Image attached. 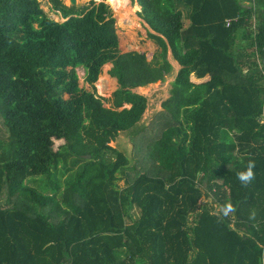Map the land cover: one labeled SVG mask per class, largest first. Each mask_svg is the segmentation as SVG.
<instances>
[{"label":"trees","instance_id":"1","mask_svg":"<svg viewBox=\"0 0 264 264\" xmlns=\"http://www.w3.org/2000/svg\"><path fill=\"white\" fill-rule=\"evenodd\" d=\"M49 1L63 21L38 0H0V264H261L264 0H132L158 47L149 60L118 50L104 1L80 13ZM108 1L118 17L128 3ZM168 48L169 115L144 147L151 166L120 187L129 159L109 143L138 133L146 98L132 89L163 79ZM106 62L110 107L94 85L105 94Z\"/></svg>","mask_w":264,"mask_h":264},{"label":"rangeland","instance_id":"2","mask_svg":"<svg viewBox=\"0 0 264 264\" xmlns=\"http://www.w3.org/2000/svg\"><path fill=\"white\" fill-rule=\"evenodd\" d=\"M40 2V6L43 11L53 20L57 22L63 21L60 13L55 11L52 8V3L49 0H38ZM62 4L67 6L70 5L69 0H60ZM100 1H104L111 9L112 16L115 19V30L118 36V50L120 52H126L130 50H136L139 52H143L145 59L149 60L152 58V55L157 52L158 47L154 43V41L147 35V32H153L152 29L148 27V25L138 17L137 12L139 11V7L132 2V0H128L127 5L120 11V16L115 14L113 11L111 4L108 0H77V2L73 5L75 6L76 11L78 13L82 12L83 7H90L92 2L98 3ZM115 2L117 5H120L119 0H111ZM135 5L136 9L134 10V16L130 20V26L125 24L124 17L130 12L131 6ZM177 9L183 11L184 16L182 17L183 26L188 27L190 25V10L189 8L184 5L183 3L176 4ZM253 19V18H252ZM136 22V25H135ZM251 27L255 29L256 23L251 24ZM167 59L171 62L172 68L164 73L163 79L153 81L151 83L144 84L142 86L136 87V91L143 95L146 98V105L145 109L143 110V114L138 121V133L133 134L132 129L119 132L116 138L110 141V145L119 149L125 153L128 157L129 161L124 168L122 174H119L121 177L118 181V185L120 187L125 186V181L127 179L133 178L137 173L146 170V168L151 166V161L148 157L145 156L143 152H145L144 147H146L147 142L154 137V134L157 132V129H160L162 124L158 125V122L164 120L166 116L169 114L166 113L163 103L165 100L170 96V89L172 87V81L174 80L176 73L180 67V64L173 58L170 48L167 50ZM154 60H161L160 56H154ZM111 67V62H106L101 67V75L105 76L101 78V90L104 95H102L97 87V82L94 83L95 85V93L96 95L104 98V106L110 107L111 105V93L118 87L117 83L115 82V87L108 92L109 87L111 86V78L109 77V73L107 72L108 69ZM79 78V86L83 87L87 90H92L90 85L83 81L84 77V70L83 67L78 66L76 68ZM98 77V79H99ZM97 79V80H98ZM115 79V78H114ZM191 81L196 83L202 82L206 80L205 78H197L194 73L190 75ZM128 106V105H124ZM0 125L3 126L2 119L0 117ZM54 147H56L59 143L63 142V139L55 138L54 139ZM66 176H62V180L65 179ZM44 181V180H43ZM40 176L31 177L27 183L31 186L38 187L39 182H41L40 190L47 192L49 191L42 186ZM206 197H202L199 200L203 202L206 200Z\"/></svg>","mask_w":264,"mask_h":264},{"label":"clouds","instance_id":"3","mask_svg":"<svg viewBox=\"0 0 264 264\" xmlns=\"http://www.w3.org/2000/svg\"><path fill=\"white\" fill-rule=\"evenodd\" d=\"M254 168L255 161L249 160L246 168L243 171L237 172L236 178L242 186L247 187L255 179Z\"/></svg>","mask_w":264,"mask_h":264},{"label":"bare ground","instance_id":"4","mask_svg":"<svg viewBox=\"0 0 264 264\" xmlns=\"http://www.w3.org/2000/svg\"><path fill=\"white\" fill-rule=\"evenodd\" d=\"M135 9H136L135 5H132L130 12H128V14L124 17V19L126 20L125 24H127L128 26H130V20L134 16L133 12Z\"/></svg>","mask_w":264,"mask_h":264},{"label":"built area","instance_id":"5","mask_svg":"<svg viewBox=\"0 0 264 264\" xmlns=\"http://www.w3.org/2000/svg\"><path fill=\"white\" fill-rule=\"evenodd\" d=\"M230 20H231L230 18H227L226 23L228 24ZM262 247L263 249H262V256H261V264H264V242L262 243Z\"/></svg>","mask_w":264,"mask_h":264},{"label":"water","instance_id":"6","mask_svg":"<svg viewBox=\"0 0 264 264\" xmlns=\"http://www.w3.org/2000/svg\"><path fill=\"white\" fill-rule=\"evenodd\" d=\"M69 2H70V5H69V6H71V5H74V4L77 2V0H69ZM176 61H177V60H176ZM177 62H178V61H177ZM115 79H116V78H115ZM135 89H136V88H133L132 91L138 93ZM88 155H89V154H87V156H88Z\"/></svg>","mask_w":264,"mask_h":264},{"label":"crops","instance_id":"7","mask_svg":"<svg viewBox=\"0 0 264 264\" xmlns=\"http://www.w3.org/2000/svg\"><path fill=\"white\" fill-rule=\"evenodd\" d=\"M112 78H114V77H112ZM205 78V77H204ZM116 80V79H115ZM116 83H117V81H116Z\"/></svg>","mask_w":264,"mask_h":264}]
</instances>
